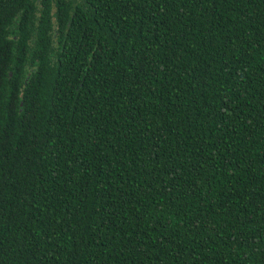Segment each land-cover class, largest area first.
<instances>
[{
  "label": "trees",
  "instance_id": "1",
  "mask_svg": "<svg viewBox=\"0 0 264 264\" xmlns=\"http://www.w3.org/2000/svg\"><path fill=\"white\" fill-rule=\"evenodd\" d=\"M0 264H264V0H0Z\"/></svg>",
  "mask_w": 264,
  "mask_h": 264
}]
</instances>
